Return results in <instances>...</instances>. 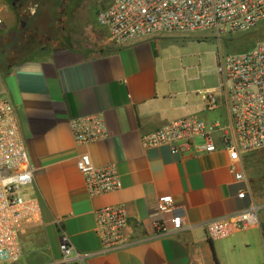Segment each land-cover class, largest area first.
I'll list each match as a JSON object with an SVG mask.
<instances>
[{
    "label": "crops",
    "instance_id": "obj_1",
    "mask_svg": "<svg viewBox=\"0 0 264 264\" xmlns=\"http://www.w3.org/2000/svg\"><path fill=\"white\" fill-rule=\"evenodd\" d=\"M41 1L38 5L21 0L13 8L15 4L10 7L0 0V95L16 108L34 167L33 183L22 193L40 205L39 222L21 234L20 264H57L63 233L76 251L91 255L84 264H264V149L241 157L236 168L245 172L246 181L240 182L221 145L211 154L181 157L168 146L142 144L146 135L187 116L225 122L222 103L206 110L207 92L221 96L214 72L217 62L211 70L216 81H182L170 66L166 35L112 44L97 18L111 2L102 0L61 4L57 21L62 28L47 26L42 34L62 43L46 49L40 24L52 20L40 18L49 2ZM31 34L37 49L13 51L11 46ZM92 116L104 119L107 136L77 145L71 121ZM86 151L96 166L116 167L119 190L89 193L76 167L78 156ZM243 189L248 194L240 199ZM165 195L173 197L185 226L154 238L157 201ZM252 203L261 207L258 226L241 229L227 223L223 234L210 232V223ZM112 205L126 209L128 235L136 242L101 254L95 212Z\"/></svg>",
    "mask_w": 264,
    "mask_h": 264
},
{
    "label": "built area",
    "instance_id": "obj_2",
    "mask_svg": "<svg viewBox=\"0 0 264 264\" xmlns=\"http://www.w3.org/2000/svg\"><path fill=\"white\" fill-rule=\"evenodd\" d=\"M115 45H128L164 34H193L210 31L220 38L246 33L264 23V0H111L97 14ZM2 19L0 18V24ZM220 79V95L205 94L206 110L214 111L222 103L226 121L205 122L187 116L167 123L142 139L146 147L168 146L181 157H198L218 150L228 152L230 171L235 179L246 181L237 170L241 157L264 149V41L250 49L220 55L214 69ZM77 145L88 146L107 136L100 116L74 119L70 123ZM76 167L85 178L92 196L115 192L121 179L114 165L96 166L88 151L78 156ZM34 180V167L20 128L19 117L9 97L0 95V264H17L23 255L21 234L26 226L40 220V205L26 198L23 189ZM248 191L239 192L240 199ZM260 206L246 209L210 223L213 235H221L226 224L250 229L259 224ZM154 238L177 233L184 228V215L173 197L158 198ZM95 232L102 242L101 254L124 250L136 242L128 235V216L122 205L106 206L95 212ZM61 259L57 264H84L90 254L74 249L65 233L60 242Z\"/></svg>",
    "mask_w": 264,
    "mask_h": 264
},
{
    "label": "rangeland",
    "instance_id": "obj_3",
    "mask_svg": "<svg viewBox=\"0 0 264 264\" xmlns=\"http://www.w3.org/2000/svg\"><path fill=\"white\" fill-rule=\"evenodd\" d=\"M15 0H6V3L11 7ZM49 1L44 5L42 15L43 20L52 21L40 24V34L48 28H57L59 11L62 9L61 4H71L67 0H43ZM106 1L102 0L103 4ZM31 3L41 4V0H29ZM55 6L57 7L55 11ZM13 7V6H12ZM17 7V3L13 8ZM51 12V15L49 14ZM29 13V12H28ZM28 18V15L25 19ZM24 23H21L23 27ZM60 25V26H59ZM209 32V33H208ZM212 34V33H211ZM210 31L196 32L193 34H171L166 35L167 41L171 47L169 49L170 66L175 69V76L182 81H216L215 75L211 70L215 67L217 56L226 55L229 53H239L243 50L254 46L260 41H264V23L250 32L229 34L220 38L211 35ZM42 34V44L45 37ZM53 35H56L55 33ZM226 121V120H225ZM17 264H20L17 263Z\"/></svg>",
    "mask_w": 264,
    "mask_h": 264
},
{
    "label": "flooded vegetation",
    "instance_id": "obj_4",
    "mask_svg": "<svg viewBox=\"0 0 264 264\" xmlns=\"http://www.w3.org/2000/svg\"><path fill=\"white\" fill-rule=\"evenodd\" d=\"M20 1L21 0H15L13 2V4H16L17 2H20ZM78 1H80V0H67V2H71L73 4H75ZM61 28H62V26L59 27V29H61ZM34 40H35L34 35L31 34L28 37L24 38L18 46L13 45V46H11V48L13 49V51L17 50V47L18 48L19 47L31 48L29 51L32 52L33 48L34 49H37V45H36L37 43ZM61 43H62L61 42V39L60 40H55V39H51L50 37L49 38L46 37L45 38V41L43 42V46L46 49H48L50 45H53V44H61Z\"/></svg>",
    "mask_w": 264,
    "mask_h": 264
},
{
    "label": "trees",
    "instance_id": "obj_5",
    "mask_svg": "<svg viewBox=\"0 0 264 264\" xmlns=\"http://www.w3.org/2000/svg\"><path fill=\"white\" fill-rule=\"evenodd\" d=\"M21 16H22L23 18H26V14L24 15V13H23V12H22ZM252 46H253V45H252ZM252 46H250L249 48H247V49H245V50H248V49H250ZM245 50H243V51H245Z\"/></svg>",
    "mask_w": 264,
    "mask_h": 264
}]
</instances>
